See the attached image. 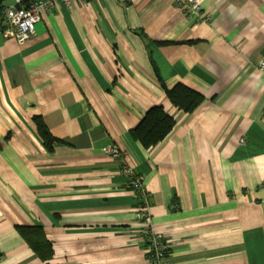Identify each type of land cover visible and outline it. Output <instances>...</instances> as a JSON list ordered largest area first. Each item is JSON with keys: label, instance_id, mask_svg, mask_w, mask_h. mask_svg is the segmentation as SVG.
Wrapping results in <instances>:
<instances>
[{"label": "crops", "instance_id": "crops-1", "mask_svg": "<svg viewBox=\"0 0 264 264\" xmlns=\"http://www.w3.org/2000/svg\"><path fill=\"white\" fill-rule=\"evenodd\" d=\"M198 2L207 21L175 0L62 2L26 42L0 36V264H151L125 167L165 264H264V0ZM178 83L205 100L180 109ZM154 105L176 124L146 147L131 130Z\"/></svg>", "mask_w": 264, "mask_h": 264}, {"label": "built area", "instance_id": "built-area-1", "mask_svg": "<svg viewBox=\"0 0 264 264\" xmlns=\"http://www.w3.org/2000/svg\"><path fill=\"white\" fill-rule=\"evenodd\" d=\"M75 1L88 0H11L10 3L4 2L0 11V36L14 38L24 43L34 34L43 11L51 10L62 2L71 4ZM175 4L196 20H208L198 0H175ZM261 68L264 69V61L261 63ZM108 151L114 158L123 155L122 151L114 145H110ZM123 171L130 177L131 188L138 199L136 211L143 224V239L147 243L151 264H165L168 255V240L152 226L150 194L143 185V177L135 174L131 167H125Z\"/></svg>", "mask_w": 264, "mask_h": 264}, {"label": "trees", "instance_id": "trees-1", "mask_svg": "<svg viewBox=\"0 0 264 264\" xmlns=\"http://www.w3.org/2000/svg\"><path fill=\"white\" fill-rule=\"evenodd\" d=\"M166 92L169 100L186 112L193 111L205 100V96L202 93L183 83H178L173 88H166ZM175 124V118L165 111L163 105H154L131 130V134L146 147H152L163 140L171 132ZM37 126L44 143L52 147L55 138L47 125L39 118L37 119ZM19 231L39 256L44 259L52 257V243L47 240L42 227L20 226Z\"/></svg>", "mask_w": 264, "mask_h": 264}, {"label": "water", "instance_id": "water-1", "mask_svg": "<svg viewBox=\"0 0 264 264\" xmlns=\"http://www.w3.org/2000/svg\"><path fill=\"white\" fill-rule=\"evenodd\" d=\"M6 0H0V6L5 2Z\"/></svg>", "mask_w": 264, "mask_h": 264}, {"label": "rangeland", "instance_id": "rangeland-1", "mask_svg": "<svg viewBox=\"0 0 264 264\" xmlns=\"http://www.w3.org/2000/svg\"><path fill=\"white\" fill-rule=\"evenodd\" d=\"M10 2H11V0H6V1H5V3H10Z\"/></svg>", "mask_w": 264, "mask_h": 264}]
</instances>
